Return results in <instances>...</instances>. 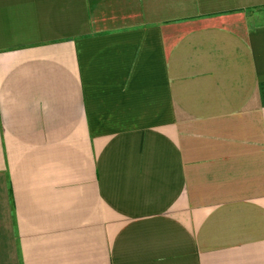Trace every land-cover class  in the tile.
I'll list each match as a JSON object with an SVG mask.
<instances>
[{"label":"crops","instance_id":"obj_1","mask_svg":"<svg viewBox=\"0 0 264 264\" xmlns=\"http://www.w3.org/2000/svg\"><path fill=\"white\" fill-rule=\"evenodd\" d=\"M0 264H264V0H0Z\"/></svg>","mask_w":264,"mask_h":264}]
</instances>
